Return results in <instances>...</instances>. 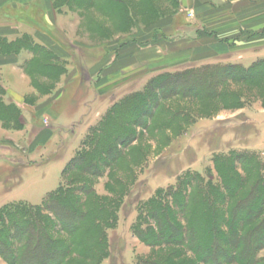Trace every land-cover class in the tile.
Listing matches in <instances>:
<instances>
[{
    "label": "rangeland",
    "instance_id": "rangeland-1",
    "mask_svg": "<svg viewBox=\"0 0 264 264\" xmlns=\"http://www.w3.org/2000/svg\"><path fill=\"white\" fill-rule=\"evenodd\" d=\"M49 2L48 9L39 3L0 15L9 26L40 30L48 43H33L36 52L17 58L0 53L13 65H0V264H20L25 252L5 215L17 205L40 207L60 188L69 202L62 198L64 210L44 212L47 238L38 235L36 252L22 264L194 262L187 239L149 244L152 229L158 241L168 240L165 229L182 235L153 219L149 204L170 202L169 191L190 176L204 188H222L217 159H232L242 176L247 165L238 159L264 173V73L244 76L264 61V27L216 29V11L219 18L206 20L179 0ZM3 78L9 92L11 79L16 83L17 96L10 97L17 105L5 102ZM205 192L191 186L183 196ZM204 194L203 205L214 206ZM242 205L252 214L259 207L254 198ZM100 208L110 223L100 224L96 235ZM179 219L186 229L189 216Z\"/></svg>",
    "mask_w": 264,
    "mask_h": 264
},
{
    "label": "trees",
    "instance_id": "trees-1",
    "mask_svg": "<svg viewBox=\"0 0 264 264\" xmlns=\"http://www.w3.org/2000/svg\"><path fill=\"white\" fill-rule=\"evenodd\" d=\"M74 2L79 4L80 0H74ZM28 39L25 40L28 41ZM20 40H22V38L14 41H8L4 38L2 40L3 42L0 43V53L4 55H16L22 49H26L33 53L37 51V45L33 44V42L28 41L27 44H24V42ZM257 65H255L253 69L244 70V76L247 75L246 77L253 79L254 76L259 75L256 73L257 71L263 70L264 73V61ZM217 72L218 75L222 70ZM193 74L195 75V72L190 75ZM217 75L213 74L211 78L215 79ZM231 76L232 74H226L225 79ZM238 160L244 161V164L247 165V168L243 169L246 176H242L237 172L235 166L236 162L232 159L216 160V168L221 178L222 185L220 186L222 188L218 186L214 187L211 183H207L208 186L206 185V189L203 187V183L199 177L190 176L184 179L183 183L181 182L175 190L169 191L170 193L167 198L169 201L171 200L170 202L167 203V201H165V204L162 206L152 201L149 204L148 210L150 216L153 219H157L160 224L163 223L171 231L175 230L177 235H180V233L182 235H180L181 238L179 236H177L179 238H175V235L172 233L171 235L168 233V230L165 229L163 233L168 237V240L163 242L162 238L159 241L157 240L158 237L152 229V234L150 233V237L148 236L149 239H153L152 241L150 240L151 243H149L150 241L148 238L143 240L151 246H176L183 245L184 241L187 239L188 243H191L193 252L196 255L195 261L174 263L171 260V264H264V259L258 258V252L264 249V173L263 169H261L258 164L248 163V159ZM225 163H227V165H225ZM186 186L187 192L191 186H193L194 190L199 189V192L202 190L203 192L206 191L205 194L202 193L205 195V203L212 199L215 203L214 206L211 204H207L206 206L203 205L202 194L201 196L197 195L195 199L192 197L191 193H189V196L184 197L183 192H186ZM64 192L65 190L60 188L56 194L50 196L47 203L40 207L17 205V207L13 209L14 212H8L5 215L9 218H7L8 223H13L11 227L14 228V230L17 229V241H19V244L25 249L21 257L23 259L19 261L20 264L23 262L26 263L24 261V256L26 258V254L30 255L36 252L35 245L36 243L38 244V235L47 238L45 228L48 224L45 226L47 222L44 212H55L57 207H61V209L64 210L66 205L63 204L62 198H67V194H64ZM225 192L227 194H225ZM252 198L259 203V207L256 208L255 214H252V208L242 205ZM69 199L70 198H67L68 202ZM226 203L231 204L224 209ZM170 204L171 206H169ZM220 207H222V209ZM100 210L97 216L95 214L99 223L96 227H93L92 230L96 235H98V232L100 235V224L108 225L110 223L108 220L110 219L109 212L105 211L103 213V208H100ZM182 213L189 216V223L186 229H183L179 222V217ZM227 213L229 215L228 220L227 217L225 218ZM102 214H108L109 216L105 217V215L102 216ZM82 218L84 219L86 217ZM63 222L65 223V221ZM163 224H161V226ZM194 224H200L203 227L202 230L196 231L195 227H193ZM223 225L228 229L227 232L223 229ZM97 229H99V231ZM184 230H186V233ZM206 233H210V236H206ZM204 235L208 239H206V241H198L204 238ZM50 244L51 241L49 240L47 244L48 248H50ZM222 245L231 246L233 250L227 253L222 248ZM212 256H215V258L210 260L209 257ZM221 258L223 260H221ZM33 262L35 261L28 260V264H32ZM60 262L62 263L63 261Z\"/></svg>",
    "mask_w": 264,
    "mask_h": 264
},
{
    "label": "crops",
    "instance_id": "crops-1",
    "mask_svg": "<svg viewBox=\"0 0 264 264\" xmlns=\"http://www.w3.org/2000/svg\"><path fill=\"white\" fill-rule=\"evenodd\" d=\"M180 5L183 6V9L185 10H196L200 12L204 19H217L220 16L219 23L216 24L214 28L221 29V28H229L233 27L238 29L241 28V31L244 30H262L264 27V0H179ZM43 4L46 9H48V6L50 4L49 0H0V15L4 12H25L24 10L32 9L37 4ZM204 6H207L209 8L204 9H211V11H204L202 8ZM215 14H218V16H213L214 12ZM26 13V12H25ZM222 15V16H221ZM59 16V15H58ZM213 16V17H212ZM17 22V21H16ZM48 22V20H47ZM201 26V20L198 21ZM51 23V22H50ZM11 23L7 19H4L0 16V39H7L8 41H14L16 39H21L24 37L25 34L28 35V38L33 43H40V44H48L45 43L42 33L38 32L40 30L33 29V27H27L24 24H20L19 27L17 23H15V26H9ZM18 28V32H14L15 29ZM49 31L51 32L50 35L53 33L52 27L48 26ZM51 29V30H50ZM215 31V30H214ZM240 31V32H241ZM48 36V34H46ZM40 38V39H39ZM26 49L20 50L19 53L25 52ZM17 58V54L15 55ZM19 57V56H18ZM7 56L0 58V60L3 63L0 64L1 68H8L13 67L7 61ZM10 64V66H8ZM17 65H14L16 67ZM17 72V71H16ZM4 74V71L2 72ZM23 74V72L21 73ZM17 76V75H16ZM23 76V75H22ZM23 77H26L25 75ZM12 79H16L14 82H17V77H13ZM11 79V83L13 85V88L11 92H9V89L5 87V80L2 79L4 88L7 90V95L5 96V102H11L15 103L17 105V97L13 96L10 97L12 94L17 96V86L16 83L13 82ZM24 82V81H23ZM25 83V82H24ZM26 84V83H25ZM11 94V95H10ZM8 100V101H7Z\"/></svg>",
    "mask_w": 264,
    "mask_h": 264
}]
</instances>
